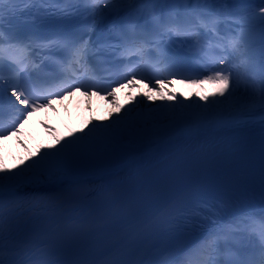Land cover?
Instances as JSON below:
<instances>
[{"label": "snow or ice", "instance_id": "6c2138e0", "mask_svg": "<svg viewBox=\"0 0 264 264\" xmlns=\"http://www.w3.org/2000/svg\"><path fill=\"white\" fill-rule=\"evenodd\" d=\"M236 3L250 7L222 33L219 24L232 15L230 6ZM17 5L24 6L19 11L44 20L78 16L84 5L91 23L68 34L22 37L5 28L6 16L11 19ZM109 14L116 17L109 26L110 35L93 41L97 24ZM254 30L261 37L259 60L250 39ZM174 48L185 52L176 55ZM102 51L112 55L113 59L105 61L112 67L98 75L90 61ZM46 64L58 69L55 75L45 74ZM175 79L192 84L217 82L221 87L211 98L170 92L159 102L139 93L122 114L110 113L101 121L93 118L56 144L37 150L35 156L29 154L14 168L0 164V264H11L8 255L13 248L6 241L14 239L21 227L46 221L50 233L59 231L57 220L73 203L66 198L68 194L116 207L130 202L129 217H135L175 182L187 161L177 156L164 171L138 174L131 187L103 184L85 191L76 186L115 175L180 138L239 127L256 118L264 123V0H0V140L19 134L29 116L53 108L54 99L62 100L76 91L86 96L103 93L114 102L116 89L125 84L132 86L139 80L160 91V85L171 86ZM5 110L11 115L7 124ZM246 154L244 147L236 146L231 163ZM227 170L225 166L214 179L200 183L195 198L180 210L186 223L215 226L207 238L186 251L181 264H264V228L250 227L264 224V215L249 212L229 228L217 226L223 203L216 190ZM255 172L264 203V139ZM22 192L32 195L10 210L14 216L6 217L5 195ZM20 217L25 218L23 225ZM245 233L249 251L239 246ZM255 250L259 261L251 257Z\"/></svg>", "mask_w": 264, "mask_h": 264}, {"label": "bare ground", "instance_id": "6f19581e", "mask_svg": "<svg viewBox=\"0 0 264 264\" xmlns=\"http://www.w3.org/2000/svg\"><path fill=\"white\" fill-rule=\"evenodd\" d=\"M250 5L243 3H236L230 6L232 15L227 18V21H221L220 26H224L227 29L233 27V21L237 20L239 16L243 14V10ZM250 39L253 41V52L257 59L261 58V37L258 30H254L250 33ZM175 52L178 55H183L185 50L176 48ZM160 91L152 90L146 83H141L139 80L134 85L123 87V90L119 94L115 95V100L111 97L106 98V95L99 96H83V92L76 91L70 96H64L62 100L56 99L52 101L53 108L41 109L29 116L20 127L19 134L13 133L0 140V164L4 163L5 168H14L22 160H27L29 154L35 156L37 150L45 148L48 144H56L57 140L61 137H68L70 133H75L79 128H83L88 121L95 119L97 121L105 120L109 117V114L113 111L120 112L127 106L131 107L132 97H138L139 93H143L145 96L151 95L157 98L156 102H159L161 96H168L171 93H178L181 97L199 98V97H213V94L218 93L221 85L214 86L208 83L192 84L182 83L181 80H173L171 86L162 84L159 86ZM118 89V88H117ZM116 89V90H117ZM129 96V98H127ZM139 98V97H138ZM145 103H150L145 101ZM115 105L119 107H115ZM54 109V110H53ZM115 112V113H117ZM89 118V120H87ZM79 120H84L83 124L78 127ZM47 125V127H46ZM255 130H264V123L259 118H256L253 122L241 125L239 127L226 128L222 130H214L194 136L190 138H180L175 143L169 145L163 151L146 156L144 159L139 160L132 164L131 167L124 168L123 170H117L115 175L105 177L103 180L93 178L92 183H86L88 187L101 186L103 184L116 183L130 179L138 174L148 170L159 162L170 158L173 155L179 153L180 150L188 147L194 141H199L205 138L207 135H218L222 133L231 132H249ZM223 203V211L219 224L217 226L229 228L237 224L241 219H244L246 213H253L264 215L262 209H264V203L257 206V202L251 203L249 199L244 201L236 208L227 210L226 203ZM229 204V202H227ZM234 205V204H233ZM256 205V206H255ZM215 226L211 225L208 231L204 233L203 237L199 239V242L207 238L210 230ZM248 249L250 245L246 240V233L241 240ZM252 255V253H251ZM252 259L259 261L260 254L251 256Z\"/></svg>", "mask_w": 264, "mask_h": 264}, {"label": "rangeland", "instance_id": "374dc122", "mask_svg": "<svg viewBox=\"0 0 264 264\" xmlns=\"http://www.w3.org/2000/svg\"><path fill=\"white\" fill-rule=\"evenodd\" d=\"M204 83H208L209 85H212V88H214V86H218V85H220L219 83H217V82H204ZM125 86H126V84H125ZM121 90H123V88H118L117 90H116V93H115V95H117V94H119V92L121 91ZM85 96V95H84ZM127 98H129V96H127ZM115 107L117 108V107H119V106H117V105H115ZM115 112H117V111H113V113L115 114ZM87 120H89V118L87 119ZM83 122H84V120H79V122L77 123V126L78 127H80L82 124H83ZM4 163L2 162V165H3ZM8 168H9V166H8Z\"/></svg>", "mask_w": 264, "mask_h": 264}]
</instances>
